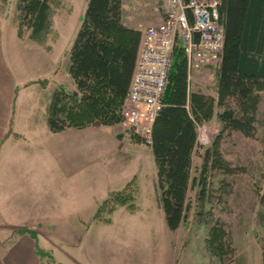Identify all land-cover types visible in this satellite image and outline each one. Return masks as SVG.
<instances>
[{"label":"rangeland","instance_id":"1","mask_svg":"<svg viewBox=\"0 0 264 264\" xmlns=\"http://www.w3.org/2000/svg\"><path fill=\"white\" fill-rule=\"evenodd\" d=\"M55 1L57 4L54 6L50 34L61 35L59 43L68 52L87 0ZM15 3L16 0L6 3L0 0L4 57L7 55L5 37L9 38L10 35L14 37L10 45L14 48L19 46L23 56L30 52L28 46L32 44L43 58L46 56L44 49L51 44L49 41L37 46L29 39L30 29L25 25L21 36H16ZM158 8L156 0H121L122 22L143 34L144 29L153 22ZM64 61L62 58L63 64ZM5 64L4 58L3 71L7 73ZM217 67L216 63L193 69L188 74L189 91L206 95L213 104L214 115L197 128L191 167V177L196 179V183L188 193L190 210L181 225L183 230L179 233V240L175 241V234L166 227L161 206V211L158 210L159 206L151 207L156 195V165L150 147L137 141V136L134 137L132 132L118 124L113 130L117 139L123 138L120 142L123 149L127 148L124 145L127 142L138 143L140 152L136 150L130 159L125 156L120 159L117 149L112 151V138H101L98 157L93 156L96 154L91 150L77 152V161L67 169L66 178L62 179L58 171L61 180L57 187L54 184L42 187L39 183L35 186V199H45L46 203H63L62 209L67 207L65 216L60 211L33 220L41 225V230L47 232L37 236L39 247L46 252L43 255L45 258L42 256L43 261L49 259L54 264H104L108 256L101 249V241L105 244V228L109 227L108 231L114 234L125 230L129 245H138L141 259H153L162 264H264V90L258 91L251 136L239 131L220 132L221 126L215 117L216 112L221 110L216 104ZM5 75L3 101L9 102L12 89ZM101 130L109 133L107 128ZM117 139L116 146L119 143ZM108 152L110 154L106 156ZM60 159L62 165L63 159ZM118 162L124 163L123 170ZM120 189L123 190L117 196L122 192L126 201L129 197L133 204L144 209L142 213L149 207L153 215H148L146 219L141 218L142 215L130 219L115 214L113 217L114 212L127 210V207L117 209L122 206L119 197L106 204L104 201ZM77 204L76 212L68 211ZM112 206L114 212L109 217ZM5 221L0 217V223ZM9 221L11 218L7 217ZM18 231L23 229H0V241ZM210 232L213 249L209 254L203 249V244L205 246V238ZM93 246H97L98 252L93 250Z\"/></svg>","mask_w":264,"mask_h":264},{"label":"trees","instance_id":"2","mask_svg":"<svg viewBox=\"0 0 264 264\" xmlns=\"http://www.w3.org/2000/svg\"><path fill=\"white\" fill-rule=\"evenodd\" d=\"M55 3V0H16L17 36H21L24 25L28 26L29 39L43 45L51 33ZM219 22L224 39L217 63L216 104L221 110L215 117L220 132L239 131L251 136L258 91L264 90V0H220ZM140 41L141 32L122 22L121 0H87L68 51L67 71L75 93L61 87L54 91L48 107L49 131L57 133L92 123L121 124ZM188 74L186 58L178 45L173 51L149 145L156 165L157 199L171 231L185 222L190 210L188 193L196 183L191 177V167L197 128L214 115L213 104L206 95L189 91ZM136 138L143 143L140 137ZM117 195L118 192L110 195L104 204L118 197L126 200L122 192ZM209 234L205 247L212 253ZM37 254L42 258L45 253L37 251Z\"/></svg>","mask_w":264,"mask_h":264},{"label":"crops","instance_id":"3","mask_svg":"<svg viewBox=\"0 0 264 264\" xmlns=\"http://www.w3.org/2000/svg\"><path fill=\"white\" fill-rule=\"evenodd\" d=\"M161 21L162 15L158 8L154 13L153 22L148 26L157 25ZM60 37L61 35L58 34L47 36L45 43L49 41L51 44L44 49L43 53L46 56L42 54V58L41 52L36 51L32 44L28 46L30 52L23 56L19 46L14 48L10 45L14 37L9 35V38L5 37L7 55L4 57V33L0 23V217L6 220L0 223V229H23L0 241V264H54L49 259L43 261L37 254V251L43 252L38 245L37 236L45 235L47 232L43 229L42 231L41 225L33 220L60 211L64 212L65 216L67 207L62 209L63 203H46L45 199H35V186L38 183L42 187L51 184L57 187L61 180L58 178L60 174L58 171L61 172L62 179L66 178L67 169L77 161L75 158L77 152L86 153L91 150V153L96 154L93 156L98 157L101 138H112L114 143L112 151L117 149L120 159L123 156L130 159L135 155L136 150L140 152L141 149L138 143L130 142L124 144L127 148L123 149L120 144L123 136L120 140L116 138L113 130L115 126L92 123L82 128L69 127L57 133L49 131L47 115L54 91L61 87L67 92L75 93L74 84L67 71L68 52L59 43ZM32 42L37 46H43ZM4 58L7 73L3 71ZM62 58L65 59L64 64L61 62ZM4 74L7 78L5 80L10 81L12 89L9 102L3 101ZM106 128L109 129V133L101 130ZM116 139L119 142L117 146ZM149 150L151 152V149ZM110 152L105 155L109 156ZM60 157L63 159L62 165H60L62 161ZM118 166L121 170L125 168L122 162H118ZM127 199V201L122 200V206L117 208L122 209L126 206L127 210L114 212V209H111L109 217L113 212V217L115 214L128 219L141 215V218L146 219L148 215H153L149 207L142 213L143 208L133 204L129 197ZM154 199L155 202L151 207L159 206L158 210H160L157 195ZM77 207L78 204L68 211L76 212ZM7 217L11 218V221L7 222ZM181 225L172 231L175 234V241L179 240V233L183 230ZM108 228H105V244L101 241V249L106 257L108 256L104 264H162L161 261L153 259H141L142 254L137 250L138 245H129L125 230L114 234L108 231ZM96 247L93 246V250L98 252ZM203 249L209 253L204 244ZM208 262H210L209 257Z\"/></svg>","mask_w":264,"mask_h":264},{"label":"built area","instance_id":"4","mask_svg":"<svg viewBox=\"0 0 264 264\" xmlns=\"http://www.w3.org/2000/svg\"><path fill=\"white\" fill-rule=\"evenodd\" d=\"M162 21L144 29L123 108L121 125L151 144L173 51L178 45L193 69L216 64L223 47L220 0H156Z\"/></svg>","mask_w":264,"mask_h":264}]
</instances>
